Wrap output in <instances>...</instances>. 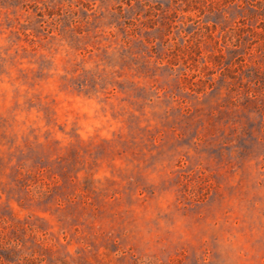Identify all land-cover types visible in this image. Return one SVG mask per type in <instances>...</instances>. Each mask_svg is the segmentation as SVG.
I'll return each instance as SVG.
<instances>
[{"label":"rangeland","instance_id":"1","mask_svg":"<svg viewBox=\"0 0 264 264\" xmlns=\"http://www.w3.org/2000/svg\"><path fill=\"white\" fill-rule=\"evenodd\" d=\"M0 264H264V0H0Z\"/></svg>","mask_w":264,"mask_h":264}]
</instances>
